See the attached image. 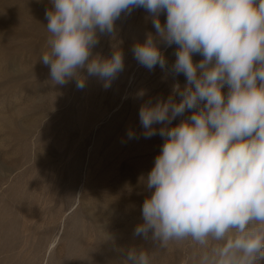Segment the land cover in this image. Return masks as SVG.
<instances>
[{"label": "clouds", "instance_id": "clouds-1", "mask_svg": "<svg viewBox=\"0 0 264 264\" xmlns=\"http://www.w3.org/2000/svg\"><path fill=\"white\" fill-rule=\"evenodd\" d=\"M46 9L53 85L96 77L109 88L124 71V53L93 56L99 35L115 33L122 14L142 8L155 34L132 47L139 65L183 75L165 99L139 109L143 137L163 139L144 184L151 193L134 237L158 247L191 240L198 264L264 262V0H50ZM161 14L166 21L161 22ZM177 46L169 69L160 45ZM199 55L198 62L193 57ZM227 91H224V89ZM191 114L185 117V113ZM177 117H184L173 124ZM159 125V127H157ZM129 139L137 138L134 130ZM122 264H151L130 247Z\"/></svg>", "mask_w": 264, "mask_h": 264}, {"label": "rangeland", "instance_id": "rangeland-1", "mask_svg": "<svg viewBox=\"0 0 264 264\" xmlns=\"http://www.w3.org/2000/svg\"><path fill=\"white\" fill-rule=\"evenodd\" d=\"M51 7L0 0V264H122L130 247L148 250L151 264H198L201 249L190 239L158 247L133 236L151 194L144 180L163 144L159 135L143 137L139 109L186 83L134 59L133 45L155 34L150 15L134 9L114 34L99 35L93 56L119 48L124 71L105 88L84 70L78 89L75 80L53 85L40 61ZM160 48L170 69L177 46Z\"/></svg>", "mask_w": 264, "mask_h": 264}]
</instances>
